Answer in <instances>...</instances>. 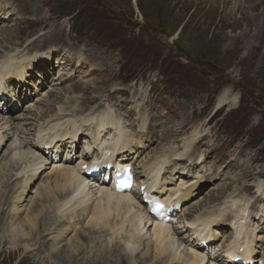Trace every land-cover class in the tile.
Instances as JSON below:
<instances>
[{
  "label": "rangeland",
  "instance_id": "rangeland-1",
  "mask_svg": "<svg viewBox=\"0 0 264 264\" xmlns=\"http://www.w3.org/2000/svg\"><path fill=\"white\" fill-rule=\"evenodd\" d=\"M9 11L14 14L5 18ZM263 14L264 0H0V67L8 55L24 57L35 48L43 53L56 47L55 59L36 61L25 82L15 80L20 85L12 91L15 99L0 104L5 112L10 110L1 116L13 115L10 131L21 123L25 140L32 143L38 139L37 129L48 119L51 122L52 115L73 110L85 117L95 107H108L123 128L146 143L129 155L139 179L144 178L142 163L159 152L168 154L167 147L170 156L160 186L183 181L198 187L178 217L216 208L240 190L251 201L250 224L258 227L257 254L264 257V198L256 195L253 185L264 179V28L256 35L258 22L264 24ZM80 57L82 65H78ZM225 88L240 101L216 109ZM84 92L98 101L88 105ZM32 103L38 111H33ZM25 114L33 115L30 122L19 118ZM142 115L147 122L144 132ZM196 128L201 136L191 141L188 155L204 159L197 166L187 164L188 158H178ZM9 133H4L10 140L0 153V164L15 145ZM92 136L77 144V156L84 154L85 141L94 142ZM30 150L36 157L34 148ZM13 172L1 190V220L20 179L18 167ZM47 172L49 168L39 171L33 191ZM197 175L201 180L195 183ZM34 194L23 202V209L32 205ZM177 222L175 230L183 236V222ZM222 226L215 233L223 243L231 232ZM6 233H0L5 244L0 264L39 262H30L22 248L10 252L11 236Z\"/></svg>",
  "mask_w": 264,
  "mask_h": 264
},
{
  "label": "bare ground",
  "instance_id": "bare-ground-1",
  "mask_svg": "<svg viewBox=\"0 0 264 264\" xmlns=\"http://www.w3.org/2000/svg\"><path fill=\"white\" fill-rule=\"evenodd\" d=\"M27 6L32 7L30 4ZM10 12L4 14L5 18L14 14ZM258 24L256 35L262 33L264 28V24ZM35 50L36 48L24 57L10 53L11 55L3 60L0 67V94H3L0 104L6 105L7 98L15 99L12 91L20 86L16 82L23 83L27 80L26 75H30V68L36 61L48 63L46 60L55 59V46L47 47L43 53ZM66 53L67 51L63 55ZM78 61V65H82V57ZM225 89L217 98L216 109L226 104L237 105L240 101L239 96ZM18 94L20 97L26 96L23 93ZM84 95L88 105L98 101V97L87 98L86 92ZM30 106L33 111H38L35 103ZM1 107L0 105V153L10 140L5 132H11L9 134L15 145L13 147L11 144L7 160L0 164V194L4 183L8 182L7 178L10 179L9 176L16 174L13 171L17 167V175H20L14 194L7 199L8 210L5 212V219L0 218V233L7 232V237L11 236V241H5L11 244L10 252L16 253L22 248L26 251L22 250L29 257L28 260L32 263L39 261L37 264H130L131 260L136 261L133 264H231L229 261L234 264V260L243 254H247L241 260L243 263L252 264L256 261V264H264V257L257 254L260 241L258 238L261 235L258 227L250 224L251 201L237 188L235 193H230L216 208L178 217L179 212L176 210L194 196L198 187L194 184L186 185L183 181L169 188L160 186V178L170 152L167 147L168 154L159 152L142 163L144 178L140 181L133 179L129 188L119 190L115 181L110 185L108 180L101 178L96 179L98 184L91 183V179L87 178L83 171L96 167L102 169L101 176H104L114 157L120 161L114 167L115 172H121L123 166L130 164V173L133 175L132 164L135 163L129 160L128 155L137 153L138 149L146 145L137 135L123 128L115 112L108 107H95L85 117L77 116L73 110L52 115L51 122L48 119L44 126L40 125L37 129L38 139L32 143L25 140L26 136L22 131L25 126L21 123L10 131L13 128L10 126V119L15 117L1 116L10 111L5 112V108ZM19 118L30 122L26 114ZM54 119L57 122H54ZM141 119L140 130L144 132L147 130L145 115H142ZM83 126L86 129H83ZM111 129L113 131H110ZM78 135L82 137L79 141H82L83 137L94 138V142L85 141L82 156L76 155L78 145L76 146L74 141L79 138ZM192 135V140L186 141V148L178 154V158H188L187 164L197 166L202 164L204 159L198 156L191 158L188 150L191 141L199 139L201 134L196 128ZM60 138H63L61 147L69 143L74 145L65 148L61 157L57 153L60 147L56 143ZM109 139H112L111 143L108 142ZM142 143L144 145H141ZM30 148L48 150L45 161L58 159L46 165L50 172H47L45 180L39 183L40 186L35 191L34 184L40 179V175L34 170L37 155L32 156ZM196 177L199 178V175ZM199 180L201 178L195 183ZM253 185L256 187V195L264 198V179H257ZM33 192L36 195L32 197V205L23 209V202L26 203ZM136 192L140 196L139 200ZM211 201L213 199L204 200L201 204ZM159 204L162 207L159 208ZM262 211L263 209H260V212ZM175 213L181 220L174 218ZM177 221L183 222V236L178 235V231L173 227ZM44 223L48 225L42 228ZM219 225H223V231L232 233L223 243L220 234L215 233V230H220L215 228ZM226 226L231 229L228 230ZM39 227L43 230L38 229ZM185 231H189V234L184 237ZM106 234L110 236L108 241ZM2 237L0 236V254L5 246ZM218 241L221 242L220 245L216 243ZM241 246L245 248L243 252L239 250ZM220 251L225 256L224 261L217 258ZM40 258L43 260H39Z\"/></svg>",
  "mask_w": 264,
  "mask_h": 264
},
{
  "label": "snow or ice",
  "instance_id": "snow-or-ice-1",
  "mask_svg": "<svg viewBox=\"0 0 264 264\" xmlns=\"http://www.w3.org/2000/svg\"><path fill=\"white\" fill-rule=\"evenodd\" d=\"M129 185H127V184H124L123 185V187H128ZM158 207H162V206H160V205H158Z\"/></svg>",
  "mask_w": 264,
  "mask_h": 264
}]
</instances>
